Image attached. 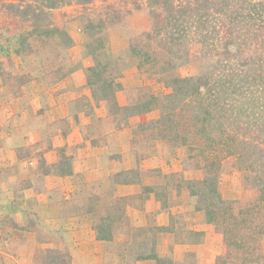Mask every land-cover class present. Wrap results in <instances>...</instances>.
I'll return each mask as SVG.
<instances>
[{
    "label": "rangeland",
    "instance_id": "1",
    "mask_svg": "<svg viewBox=\"0 0 264 264\" xmlns=\"http://www.w3.org/2000/svg\"><path fill=\"white\" fill-rule=\"evenodd\" d=\"M152 26L145 0H0V113L19 111L21 105L40 113V100H9L31 92L40 98L43 88L48 98L55 97L66 90L73 71L79 83L71 100L76 104V111L72 110L76 118L35 119L24 145L11 153L0 149V161L10 164L5 173L12 177V190L27 187L29 199L40 198L33 208L59 211V227L54 229L46 223L47 215H43L46 222L39 224L37 214L41 213L32 212L30 227L36 228L33 236L39 235L42 244L34 249L35 263L28 264H70L76 222L85 218L95 231L99 227L101 234L111 235L107 240L115 238L112 245L102 247L103 255H114L113 262L122 253L124 264L154 255L156 235L174 224L151 226L147 216L135 222L137 214L150 207L147 195L162 207L191 205L206 220L204 209L214 210L210 223L220 233L221 244L212 264H264V140L256 142L259 128L244 129L245 135L237 131L238 138L247 141L242 148L236 142L226 153L218 143L208 145L206 138L217 140L214 119L223 115L221 109L231 98H220L211 116L191 101L175 102L177 110L166 114L165 99L175 77L201 76L215 86L221 78L232 77L235 84L251 82L253 76L243 78L256 68L250 50L193 41L186 47L184 62L167 68L162 63L164 53H153L161 52L158 35L145 36ZM239 92L234 99L241 109L259 111L264 92L261 98H242ZM186 111L191 112L190 119ZM203 116L210 117V123L203 124ZM76 122L82 128L81 144L88 141L91 147L101 148L94 155L101 159V164L93 166L94 174L76 173V162L72 165L79 137L73 135L70 145L62 143L61 133L69 134V126ZM41 127L52 131L41 134ZM35 129L38 136L32 133ZM118 183L133 189L118 195ZM179 217L183 212L178 213L177 222ZM23 254L19 255L24 260ZM154 259L157 264H172L166 257Z\"/></svg>",
    "mask_w": 264,
    "mask_h": 264
},
{
    "label": "crops",
    "instance_id": "2",
    "mask_svg": "<svg viewBox=\"0 0 264 264\" xmlns=\"http://www.w3.org/2000/svg\"><path fill=\"white\" fill-rule=\"evenodd\" d=\"M77 76V71H73L71 74L72 79L70 80L69 77L66 84L67 86H65L66 90L62 93L58 92L55 97H51L50 95L48 98L47 90L45 91L43 88L42 90L44 92L41 93L40 98H35L34 92L24 94L23 97L25 98H11L9 100L10 103L14 101L23 103L27 99L29 100L28 102H37L40 100L41 104H39V107H41L42 110L40 113L35 112V110L32 112V110L30 111L25 105H21L19 111L4 110L3 113H0V149H6V152L11 153L17 149L18 146L24 145L27 141L26 137L29 134L28 131L30 132V128L33 127L30 123H33L35 119L38 121L40 118H52L55 120L64 118L71 120V118H76V116L73 115L76 112L72 111H76V104L71 102V100L76 97V92L79 90V86H77L79 83L76 85ZM30 82H32V80L26 81L23 84L24 87L30 84ZM50 99H52V103ZM50 113H53L52 116H50ZM81 114H83V112L79 113V120L83 117ZM70 122L74 124V121ZM72 123L69 126V134L66 133L65 135L64 132L61 133L60 130H58L62 136V143H68V145H70L73 135H76V138L79 137L76 144H80L76 146V155L72 157V165L74 163L73 166L75 167L76 162V173L81 171V173L84 174H92L94 172V164L97 162L99 165L101 162V159L94 157L98 151H101V148L98 146L91 147L92 144L88 141L86 142L87 144H81L82 128L80 122H76V126H72ZM40 130L41 134L44 135H48L52 131V129L48 130L44 127H41ZM32 133L38 136L36 129L32 130ZM53 134H56V132ZM101 155L104 156L105 154ZM3 159L5 158L3 157ZM1 165H3L4 168L2 172H0V219H4L5 221L0 223V238L2 239L0 241V247H2V249H0V264L35 263L34 249L38 248V245L42 244V241L39 239V235L36 237L33 236V232H36V228L30 227V224L32 212L39 210L38 208H33V204H36V202L39 203L40 198L35 197L29 199L30 189L28 190L25 186L24 190L19 191L25 194V198L22 194H19V192L12 190L15 189L12 186L13 184H11L10 179L12 177L7 175L8 173H5V171L8 170L6 166L10 164H5L0 161V166ZM98 165L97 171L101 168L98 167ZM104 170L107 172L106 168ZM10 171L11 174H13V170ZM105 177L107 176L105 175ZM115 189L118 195H125L128 193V190L133 189V187L118 183L115 184ZM120 190L123 192L121 193ZM34 199L35 202L32 203ZM145 200V202L150 203V207L146 211H143L141 215L138 216L137 214V217H135L136 221L134 220L136 223L141 222L140 220L143 216H147L151 226L164 227L174 224L173 227L171 226L172 228L170 230L165 229L164 231H159L156 235L155 256L169 258L172 264L214 263L220 251L219 245L221 244V235L215 229L214 225L206 220L204 214L191 207V205L184 207L179 205V208L162 207L151 195H147ZM36 206H39V204ZM38 212L41 214H37L39 218L37 223H45L46 221H43V215H47L46 219L48 222L46 223L49 224V228L54 229V227H59V211L57 209L53 211L46 210L47 213H52L50 215L45 213L42 208L41 211L39 210ZM180 212H183V217H179V222H177L176 219ZM53 215L55 216L53 217ZM2 232L4 234H2ZM191 233H197L198 236L196 238H191ZM187 235H189V237ZM3 236H6V238H3ZM73 236H75L76 243L72 245L70 264H102L107 259L108 262H105V264H124L123 261L125 260V256L123 253L115 256V262L112 261L113 254L109 253L103 255L102 247L112 245L111 241L115 240V238L112 240L98 239L96 231L86 218L76 222V232L73 233ZM113 236H115V234ZM45 244L51 246V243L45 242ZM10 246H12L11 249L8 248ZM17 251L24 253L22 255L24 260L20 257V253L17 254ZM132 264H157V262L156 259L150 256L134 259Z\"/></svg>",
    "mask_w": 264,
    "mask_h": 264
},
{
    "label": "trees",
    "instance_id": "3",
    "mask_svg": "<svg viewBox=\"0 0 264 264\" xmlns=\"http://www.w3.org/2000/svg\"><path fill=\"white\" fill-rule=\"evenodd\" d=\"M79 1L85 3L90 0ZM145 1L153 20L152 30L145 36L151 38L153 34L158 35L157 37L161 40L159 41L162 47L161 52L153 53L156 56L164 53L162 63L165 62L167 68L176 67L184 62L187 57L186 47L193 41L213 47L223 45L225 48L229 46H236L237 49L245 48L247 50L241 49V51L250 50L252 64L256 65V68L253 67L248 73L245 72L243 78H246L247 74L248 77H254L251 82L246 81L247 86H243L246 82L235 84L232 77L227 80L226 78L218 79V86L209 85L210 82L201 76L172 78L170 92L165 94L167 96L165 99L168 101L166 114H173L177 110L176 106H173L175 102L185 105V102L191 101L192 104H200L197 106L204 109L202 112L211 116V108L218 107L220 98H231L221 109L223 115L215 119L212 117L214 130L218 132V135L217 140L211 136L207 137V144L213 146L218 143L227 150L226 153H230L236 147V142H239L242 148V143L247 141L246 138L244 140L238 138L237 131L243 130L245 135L244 129L253 125L258 127L261 133L256 138L257 144H260L264 140V98L259 101V111L241 109L234 98H237V91H240L239 96L242 98H261L259 94L264 92L263 88L259 89L264 85V76L261 74L264 71L261 68L264 58V0ZM212 98L213 103H211ZM204 106H208L209 109ZM146 109L148 106H145ZM186 112L187 118L190 119L191 112ZM207 116L202 117L203 124L210 123L211 118ZM243 116L245 120H242ZM220 118L224 122H221ZM179 126L180 124H177L175 131ZM207 135L208 132L205 133V137ZM249 154L252 155L250 152ZM244 161L246 162V158ZM204 211L208 222L212 221L211 214H214V210L206 207ZM96 234L99 239L107 240L111 237L108 233L101 234L99 227H96ZM151 257L155 258L154 255Z\"/></svg>",
    "mask_w": 264,
    "mask_h": 264
}]
</instances>
